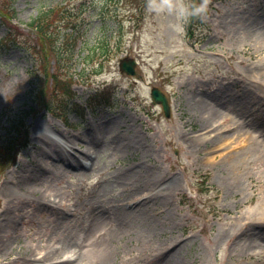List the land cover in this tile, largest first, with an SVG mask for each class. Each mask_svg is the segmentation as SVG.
<instances>
[{"label": "rangeland", "instance_id": "rangeland-1", "mask_svg": "<svg viewBox=\"0 0 264 264\" xmlns=\"http://www.w3.org/2000/svg\"><path fill=\"white\" fill-rule=\"evenodd\" d=\"M56 5L51 31L62 33L60 18L73 12L90 17V45L97 44L111 33L100 30L103 13L121 22V49L114 37L102 72L86 73V84L71 87V97L52 95L48 111L36 107L35 60L22 46H0V141L21 128L26 142L0 171V239H7L0 241V264H264V224L255 226L264 202V69L258 72L255 57L244 51L245 42L255 50V40L264 37L246 40L232 32L239 24L222 20L229 13L260 14L264 0H208L206 19L196 20L193 35L188 24L181 38L146 19L145 0H14L16 39L35 43L27 24ZM1 21L0 39L10 30ZM124 56L137 60L135 75L120 71ZM155 86L169 99L170 117L152 98ZM103 89L110 104L86 109L87 99ZM101 121L114 129L118 152L116 143L88 134ZM37 124L53 138L51 147L83 148L78 138L96 139L92 168L82 175L43 156ZM218 131L224 138L211 139ZM72 152L79 155L80 148ZM238 154L241 161L228 165ZM34 163L40 180L23 177L36 172ZM55 166L63 171H50ZM145 197H151L145 209L128 210L122 227L106 219L87 236L76 230L89 207L130 209ZM236 237L247 245L233 246Z\"/></svg>", "mask_w": 264, "mask_h": 264}, {"label": "trees", "instance_id": "trees-1", "mask_svg": "<svg viewBox=\"0 0 264 264\" xmlns=\"http://www.w3.org/2000/svg\"><path fill=\"white\" fill-rule=\"evenodd\" d=\"M13 3L14 0H0L1 22L7 24L10 29L7 35L0 39V46L7 43L22 46L35 60L33 77L36 79V107H42L48 111L53 110L52 95L62 92L71 97L73 95L71 87L74 84H86V73L87 77L89 74L101 73L105 61L109 58V47L114 37H118L116 45H118V50L121 49L122 24L115 18H110L103 13L100 30L103 32V28L108 27L111 28V33L98 40L97 44L95 42L90 45L89 30L93 23L90 17L79 19L73 12L64 14V17L60 18V22L63 24L62 33L59 29L55 32L51 31L50 29L54 28L53 24L56 18L59 17L57 5L42 9L27 24L38 36L35 43L18 40L12 31V20L15 17V13L12 11ZM196 20H192L188 25L190 35H193L195 31ZM117 30L119 34L115 35L114 31ZM86 48L87 52L82 55ZM78 64L81 65L80 69L78 71L73 70ZM110 102L111 96L106 89H103L87 99L85 106L90 108L93 106L102 107L109 105ZM24 133L25 131L19 128L14 134H9L0 141V171L11 166L17 157L18 149L25 146L26 142L21 141Z\"/></svg>", "mask_w": 264, "mask_h": 264}, {"label": "bare ground", "instance_id": "bare-ground-1", "mask_svg": "<svg viewBox=\"0 0 264 264\" xmlns=\"http://www.w3.org/2000/svg\"><path fill=\"white\" fill-rule=\"evenodd\" d=\"M223 22H236L238 25L237 29H232V32H239V34H244V39L248 40L249 37H257L258 35H263L264 37V11H262L260 14L257 13H249V12H242L236 15L234 14H227L223 16ZM260 32V33H259ZM253 40V38H252ZM261 41V42H260ZM255 40V50L253 49L252 45L249 44L247 45V42L244 43V51L247 52L250 56L255 57V68L257 69L258 72L264 69V59L261 58L262 55H264V38L262 40ZM246 46V47H245ZM264 72V71H263ZM261 77L264 75L260 73ZM256 81V80H255ZM258 82V81H257ZM214 97V96H213ZM220 98V97H219ZM204 103V100H202ZM206 107V104H205ZM212 112L216 111L215 105L212 104ZM211 112V114H212ZM216 113V112H214ZM51 128L56 129L57 127L54 126L53 124L50 125ZM90 131L88 134H91V131L94 132L96 138L98 140L103 141V143L108 140L111 141L113 144H115L118 139L117 135L114 134V129H112L111 124L107 121H101L96 125H93V127H90ZM34 131L36 132V137L39 139L41 142L46 144V147L41 148V152L44 153L43 156L49 157V158H54L56 160H60L63 163H68L67 166L70 168H74L77 170L79 174L85 175L88 170L92 168L94 165L92 161L93 157V147L95 146V141L96 139L90 138L89 135L85 136L84 138H78L77 144H80L81 140L85 142L86 147L81 148L79 145H69V146H64L61 144L56 143L55 146L51 147V143H53V138L46 133V128L42 125H36L34 127ZM41 131V132H39ZM43 132L45 134H43ZM211 134V133H210ZM210 134L207 136L209 138ZM219 135H216L214 137H211V139L215 140L218 138H224V136L221 134V131H218ZM89 136V137H88ZM97 141V140H96ZM71 142V141H68ZM80 148V153L79 155H75L72 151L74 148ZM121 144L116 143L115 149L118 152L120 150ZM239 159H242V155H230L229 160H228V165H234L236 162L241 161ZM83 160H87V162H84ZM35 166H37V170L35 173L32 172V174H27L23 175L24 178H32L34 180H40L41 177V167L38 163H34ZM58 166L52 167L50 171L54 172H62V169H57ZM169 178V177H168ZM168 178L165 179V181L160 185V187H165L167 185L168 181H166ZM12 181V180H11ZM174 182H170L169 185L173 186ZM134 189V188H133ZM30 191L32 192H37L38 190H32L29 188ZM159 195L161 191H158ZM8 195H12L9 191L7 192ZM153 196V195H152ZM151 198V197H150ZM150 198H144L142 200H138L134 203L130 204V209H128L127 204L121 205L117 208L113 209H101L102 207L100 206H92L89 207V209L86 210L83 219L80 224L77 225L76 230H80L84 235L90 234L103 220H111L114 221L116 225L119 227L123 226V223L128 217V210L136 209L137 214L139 215L144 209L146 204L148 203V200ZM45 207L47 208H55L59 210L56 206L50 204L49 202H45ZM111 224V223H109ZM107 224V225H109ZM264 224V202L255 210V226H261ZM98 231V230H97ZM97 231H95L92 235L93 241L95 242L98 239V234ZM6 236L10 238V232H7ZM2 243H6L7 239H0ZM89 241V239H87ZM92 241V242H93ZM242 241V242H240ZM255 243H259L255 239ZM241 245V247H244L247 245V243L243 240H241L239 237H236L233 239V246L236 245ZM40 257L45 258V256L41 255ZM58 261L61 260H66V258L62 259H57Z\"/></svg>", "mask_w": 264, "mask_h": 264}, {"label": "clouds", "instance_id": "clouds-1", "mask_svg": "<svg viewBox=\"0 0 264 264\" xmlns=\"http://www.w3.org/2000/svg\"><path fill=\"white\" fill-rule=\"evenodd\" d=\"M146 19L161 22V28L181 38L194 19L204 20L208 15V0H145Z\"/></svg>", "mask_w": 264, "mask_h": 264}, {"label": "water", "instance_id": "water-1", "mask_svg": "<svg viewBox=\"0 0 264 264\" xmlns=\"http://www.w3.org/2000/svg\"><path fill=\"white\" fill-rule=\"evenodd\" d=\"M136 65L137 61L134 57L125 56L119 60L120 71L128 75H134L136 73ZM151 94L157 103H161L163 105L164 112L169 117L171 114V108L166 95L158 87H153Z\"/></svg>", "mask_w": 264, "mask_h": 264}]
</instances>
